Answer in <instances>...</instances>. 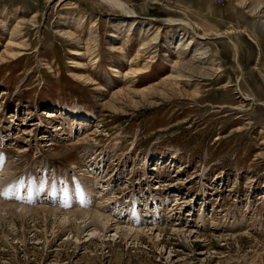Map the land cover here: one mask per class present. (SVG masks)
<instances>
[{
    "label": "rangeland",
    "instance_id": "obj_1",
    "mask_svg": "<svg viewBox=\"0 0 264 264\" xmlns=\"http://www.w3.org/2000/svg\"><path fill=\"white\" fill-rule=\"evenodd\" d=\"M121 1L0 0V264H264V0Z\"/></svg>",
    "mask_w": 264,
    "mask_h": 264
},
{
    "label": "bare ground",
    "instance_id": "obj_2",
    "mask_svg": "<svg viewBox=\"0 0 264 264\" xmlns=\"http://www.w3.org/2000/svg\"><path fill=\"white\" fill-rule=\"evenodd\" d=\"M102 2H104L106 5H108V7H110L111 9H114V10H116V11H119L120 13H122V14H128V10H127V4L125 3V2H123V1H121V0H101ZM167 22H169V21H167ZM174 22V21H173ZM170 23V22H169ZM184 23V22H183ZM187 26H189V25H187ZM153 38V37H152ZM149 45V44H148ZM142 46V45H141ZM153 46V45H152ZM148 47V46H147ZM146 47V48H147ZM150 47V46H149ZM145 48V49H146ZM151 48V47H150ZM143 49V48H142ZM152 49V48H151ZM138 52V51H137ZM138 55H139V53H138ZM136 59H138V58H136ZM138 62V61H137ZM132 63V62H131ZM190 64V63H189ZM175 68H177L176 66H174ZM149 68V67H148ZM187 68V67H186ZM142 69V68H141ZM141 69H140V71H141ZM181 69V68H180ZM135 70V69H134ZM143 70V69H142ZM138 71V70H137ZM139 71V72H140ZM174 71H176L175 73V75H173V73L171 74V77L170 78H168V79H175L176 80V82L178 83L180 80H182L183 79V73H182V71H183V68H182V71L181 70H179L178 68H177V70H174ZM130 72V71H129ZM128 72V73H129ZM135 72V71H134ZM173 72V71H172ZM182 73V74H181ZM133 75V74H132ZM173 75V76H172ZM127 76H129V75H127ZM131 76V75H130ZM140 76V75H139ZM126 77V76H125ZM132 77V76H131ZM169 77V76H168ZM126 79V78H125ZM165 79V78H164ZM168 79H165V80H162L159 84H155V85H153V87H151V89H155L156 87H158V86H160V85H163L164 84V82L166 81V80H168ZM172 81H174V80H172ZM185 81V80H184ZM174 85V84H173ZM175 85H176V83H175ZM150 89V88H149ZM122 92V91H121ZM49 117V116H48ZM87 151V150H86ZM87 153H84L83 154V156L84 155H86ZM89 163V162H88ZM12 207V206H11ZM8 208H10L9 206H8ZM10 209H12V208H10ZM42 211V210H41ZM10 212V211H9ZM49 214H50V212H48ZM31 214H32V212H31ZM28 216H30L29 214H27ZM95 216H97L96 214H95ZM86 217V216H85ZM84 217V218H85ZM90 218V217H89ZM97 219L98 218H95V217H92L91 218V220H90V222L87 224V225H85V227L87 228V227H89V226H94V227H98L97 226ZM108 220V219H107ZM70 220L68 219L67 220V223L69 222ZM72 221V220H71ZM84 222H86V221H84ZM83 222V223H84ZM63 223H64V221H63ZM66 223V222H65ZM100 223H102V222H100ZM70 224H71V222H69V224L67 225V227H69L70 226ZM63 225V224H62ZM110 227H107L106 225H103L102 226V229H101V231H103V232H107V230L109 229ZM132 236V235H131ZM135 236V235H134ZM136 238V237H135Z\"/></svg>",
    "mask_w": 264,
    "mask_h": 264
}]
</instances>
